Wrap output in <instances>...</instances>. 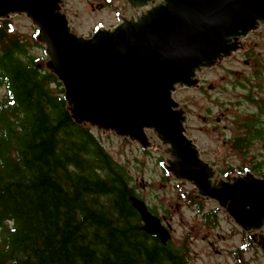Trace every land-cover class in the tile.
<instances>
[{
	"label": "water",
	"instance_id": "95a60500",
	"mask_svg": "<svg viewBox=\"0 0 264 264\" xmlns=\"http://www.w3.org/2000/svg\"><path fill=\"white\" fill-rule=\"evenodd\" d=\"M111 1L112 11L160 3L137 21L124 19L89 39L69 29L61 0H0V20L17 15L37 29L35 39L48 57L43 65L62 84L75 124L104 136L113 132L144 150L151 146L148 131L166 154L162 168L195 187L198 196L216 201L264 253V179L249 172L221 177L203 162L172 97L178 88H195L197 72L254 46L246 36L264 26V0ZM129 202L143 231L165 245L170 236L160 220L138 198Z\"/></svg>",
	"mask_w": 264,
	"mask_h": 264
},
{
	"label": "trees",
	"instance_id": "16d2710c",
	"mask_svg": "<svg viewBox=\"0 0 264 264\" xmlns=\"http://www.w3.org/2000/svg\"><path fill=\"white\" fill-rule=\"evenodd\" d=\"M33 47L34 37L0 20V264H189L185 249L143 231L126 168L72 121ZM238 129L231 142L240 152L263 131L255 116ZM250 170L264 177L260 163ZM214 218L203 214L205 225Z\"/></svg>",
	"mask_w": 264,
	"mask_h": 264
},
{
	"label": "rangeland",
	"instance_id": "374dc122",
	"mask_svg": "<svg viewBox=\"0 0 264 264\" xmlns=\"http://www.w3.org/2000/svg\"><path fill=\"white\" fill-rule=\"evenodd\" d=\"M61 1V13L66 16L69 28L84 38L90 37L97 27L104 30L115 27L131 13L127 6L112 11L103 0ZM9 21L13 33L20 37L30 40L36 34V28L25 17L13 16ZM246 40L254 46L231 54L217 67L201 71L197 87H181L173 95L184 111L187 137L198 148L201 160L221 176L226 173L237 177L244 173L243 169L250 170L258 163L264 169V26L246 36ZM37 45L31 52L46 63L43 46ZM3 96L4 89H0V99ZM254 116L263 129L258 133L259 140L253 141L248 151H237L231 141L241 132L238 126ZM91 132L113 160L126 168L138 198L164 226H170V243L186 250L189 264H264V254L250 244L246 234L218 210L216 203L202 201L193 186L164 174L160 164L166 154L148 131L151 146L146 150L113 133L104 136L92 128ZM190 197L197 205L188 202ZM212 211L216 214L215 221L205 225L203 214ZM240 248L243 250L238 259L236 252Z\"/></svg>",
	"mask_w": 264,
	"mask_h": 264
}]
</instances>
